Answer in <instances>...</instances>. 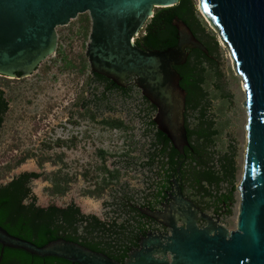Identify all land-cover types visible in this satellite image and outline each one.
Masks as SVG:
<instances>
[{
	"label": "water",
	"instance_id": "obj_1",
	"mask_svg": "<svg viewBox=\"0 0 264 264\" xmlns=\"http://www.w3.org/2000/svg\"><path fill=\"white\" fill-rule=\"evenodd\" d=\"M179 1L0 0V75L5 77L32 75L56 52L57 28L90 13L92 70L122 87L129 75L138 77L136 85L157 109L167 182L159 203L134 205L139 225L126 233L84 219L72 208L21 206L30 174L17 177L0 186V264H264V0H200L247 92L235 230L202 211L230 215L235 187V150L221 160L220 175L213 171L200 77L201 68L219 58L216 43L195 20L191 0L154 19L146 38L151 52L133 43L156 8ZM4 109L0 100V112ZM77 223L84 225L81 236L75 233Z\"/></svg>",
	"mask_w": 264,
	"mask_h": 264
},
{
	"label": "rangeland",
	"instance_id": "obj_2",
	"mask_svg": "<svg viewBox=\"0 0 264 264\" xmlns=\"http://www.w3.org/2000/svg\"><path fill=\"white\" fill-rule=\"evenodd\" d=\"M193 1L206 33L219 49L217 62L205 65L208 77L203 85L209 126L218 131L212 140L213 170L221 174L225 154L236 152L232 214L203 210L235 230L247 147V92H242L243 79L228 47L203 14L200 0ZM87 17L79 15L67 27L58 28L57 51L32 75L20 79L0 75V95L8 102L0 130V185L19 174L36 172L42 177L33 180L30 188L37 205L76 204L86 216L121 223L131 215L125 205L157 204L164 178L162 159L147 164L155 135L149 122L157 111L139 89L132 100L119 94L102 97L101 87L83 67L90 32ZM104 120H121L125 128L112 129ZM58 140L64 144L58 145ZM56 181L68 188L65 195L52 193ZM77 228L83 235L84 225L79 223Z\"/></svg>",
	"mask_w": 264,
	"mask_h": 264
},
{
	"label": "trees",
	"instance_id": "obj_3",
	"mask_svg": "<svg viewBox=\"0 0 264 264\" xmlns=\"http://www.w3.org/2000/svg\"><path fill=\"white\" fill-rule=\"evenodd\" d=\"M191 2H192V6H193V14H194V18H195V20L198 22V24L201 26V28L204 30V32L206 33V28L203 26L202 22L200 21L198 15H197L194 1L191 0ZM181 3H182V0H180V1H179V4L176 5V6H174V7H171V8H163V9H157L155 16L151 19V22H150V24H149V26H148L147 34H146V36L144 37V43H145L149 48H150V46L147 44V39H146V38H147V35H148V33H149L150 27H151V25H152L154 19H155V18H156L161 12L166 11V10H170V9H173V8H176V7H179V6L181 5ZM206 34H207V33H206ZM207 36L210 38L209 34H207ZM210 39H212V40L215 42L214 38H210ZM215 43H216V42H215ZM216 45H217V44H216ZM150 49H151V48H150ZM85 62H86V61L83 59V67H85ZM69 64H70V62H69ZM207 74H208V69L206 68V66H203V67L201 68V71H200V77H201L202 91H203V93H204L205 98H206V96H207V92H206V90L204 89L203 85L205 84V81L207 80V77H208ZM206 76H207V77H206ZM144 99H145V98H144ZM0 100L3 101L4 106H5V109H4L3 111L0 112V130H1V127H2V124H3V115H4V114L7 112V110H8V102L5 100V98L3 97V95H0ZM145 102L149 105V107H150L151 109H153L154 111H157L156 107L153 106V105H152L147 99H145ZM103 123H104L105 125H107L108 127L112 128V129H122V128H125V125H124L123 121H121V120H104ZM149 124H150L151 127H153V128L155 129V135H154V139H153V143H152V146L154 147V149H153L152 154L150 155V158H149L150 160L147 162V164H148V165H154L157 159H162V160H161V161H162V162H161V164H162L161 167H162V169L164 170L163 183H162V186H161L160 190H159V191L157 192V194H156V201H155V202L158 203V200H162V198H163L164 189H165L166 184H167V182H166V176H165V163H164V158H163V153H162L161 133H160V131L157 129V126H156V124H155V122H154V118H152V119L150 120ZM209 127H210L211 137H212V140H213V137H214L215 135L218 134V131H217V130H214L213 128H211V126H209ZM57 144H58V145H62V144H64V142H63L62 140H58V143H57ZM105 171H107V170H105ZM213 171L215 172V174L220 175L219 172H217V171H215V170H213ZM26 174H30V178H29L28 182L26 183V193H25V195L23 196V198H22V200H21V206H23V207H26V206H32V207H34V208H36V209H39V210L59 209V208H72V209L77 210V211L82 215V217H83L84 219H87V220H96V221H98V222H100V223L106 225L105 222H103L102 220H100V219L97 218L96 216H86V215L81 211V208H80L79 206H77L76 204H69V205H67V206H59V205L54 204V203L49 204V205H47V206H39V205H37V204H36V197H31L32 192H31V188H30V183H31L33 180H37V179H39L40 177H42V175L39 174V173H36V172H33V173H22V174H19V175L15 176L12 180H14L15 178L20 177V176H22V175H26ZM109 174H111V173H109ZM12 180H11V181H12ZM235 180H236V171H235ZM11 181H10V182H11ZM8 183H9V182H8ZM8 183H7V184H8ZM4 185H6V184H4ZM0 186H2V185H0ZM67 189H68V188H62L60 182H59V181H56L55 184H54V189H52V193H54V194H59V195H62V196H63V195L66 194ZM236 191H237V186L235 185V187H234V196H233V206H234V204L236 203V199H235V193H236ZM30 198H31V201H30V202H27V200H29ZM122 204H125V203L123 202ZM152 205H155V204L152 203V204H148L147 206H152ZM125 206H128L130 212L135 213V211H134V206H133V205H130V206H129V205H125ZM232 208H233V207H232ZM214 212H215L217 215L220 214V213L217 212L215 209H214ZM231 214H232V212H231ZM231 214H230V215H231ZM224 215H226V214H224ZM227 216H229V215H227ZM78 224H79V223H77V224L75 225V233H76V235H78V233H77V231H78L77 225H78ZM78 236H80V235H78Z\"/></svg>",
	"mask_w": 264,
	"mask_h": 264
},
{
	"label": "flooded vegetation",
	"instance_id": "obj_4",
	"mask_svg": "<svg viewBox=\"0 0 264 264\" xmlns=\"http://www.w3.org/2000/svg\"><path fill=\"white\" fill-rule=\"evenodd\" d=\"M157 9H161V8H156L154 10L155 14H156ZM84 14H87V16H88L86 18V28L87 29L90 28V32L88 33L89 41L87 42L86 51H85V61H87L86 62L87 66H85V67L88 68V72H89L90 78H92V80L95 81L97 83V85L101 87V89H102V92H101L102 97L103 98H107L108 96H113V95H118L119 94L124 99L132 100L136 89H139L141 91L142 97L144 99L145 97L143 95V90L139 86L136 85V80L138 78L136 75H134V74L133 75H129L126 78V80H125V82L127 83L128 86L127 87H122L119 84H117L116 82H114L111 78H109V77H107L105 75L98 74V73H96V72H94L92 70V67H91V64H90V61H89V57L87 56V50H88V46H89V44L91 42V35H92V29H93V20H92V18L90 16V13H84ZM84 14H80V15H84ZM155 14H154V16H155ZM151 19L152 18L147 20L142 25V27L136 32V34H134V36H133V43L136 45V47L140 51L145 52V53L151 52V49L144 43V37L147 34L148 26H149V24L151 22ZM67 26L68 25L61 26V27H67ZM58 28H57V35H58ZM58 41H59V36H58ZM57 48H58V46H57ZM56 51H57V49H56ZM20 78H24V77H22V76L18 77V79H20ZM202 211H204V210H202ZM204 212H206V211H204ZM181 224L182 223L180 222V225Z\"/></svg>",
	"mask_w": 264,
	"mask_h": 264
},
{
	"label": "built area",
	"instance_id": "obj_5",
	"mask_svg": "<svg viewBox=\"0 0 264 264\" xmlns=\"http://www.w3.org/2000/svg\"><path fill=\"white\" fill-rule=\"evenodd\" d=\"M107 226L112 227L116 230L119 231H123V232H128V233H133L136 232L138 225H139V221L137 219V216L135 213L131 212L130 217L125 220L124 222H111V223H107L105 222Z\"/></svg>",
	"mask_w": 264,
	"mask_h": 264
},
{
	"label": "bare ground",
	"instance_id": "obj_6",
	"mask_svg": "<svg viewBox=\"0 0 264 264\" xmlns=\"http://www.w3.org/2000/svg\"><path fill=\"white\" fill-rule=\"evenodd\" d=\"M203 12V11H202ZM203 14H205L204 12H203ZM206 16V15H205ZM222 39V38H221ZM223 42V41H222ZM230 59H231V61H232V63H234V60H233V56L230 54ZM241 85H242V92L243 93H246V89H245V86H244V82H242L241 83Z\"/></svg>",
	"mask_w": 264,
	"mask_h": 264
}]
</instances>
